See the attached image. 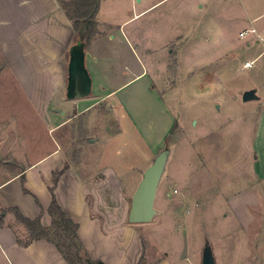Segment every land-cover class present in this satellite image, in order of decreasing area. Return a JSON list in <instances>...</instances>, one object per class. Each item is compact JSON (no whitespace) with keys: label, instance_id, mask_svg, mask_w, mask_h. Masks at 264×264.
Wrapping results in <instances>:
<instances>
[{"label":"rangeland","instance_id":"1","mask_svg":"<svg viewBox=\"0 0 264 264\" xmlns=\"http://www.w3.org/2000/svg\"><path fill=\"white\" fill-rule=\"evenodd\" d=\"M174 2L169 0L154 11L159 14V22L155 24L137 17L122 27V32L133 37L140 49L143 37V43L152 41L148 34L156 31L157 23L160 39L168 41L173 33L186 35L185 42L178 44L182 47L181 58L174 51L167 69L159 66L160 71L150 70L149 77L153 80L150 87L156 84L157 97L147 95L145 86L151 81L143 77L113 93L109 101L97 107L98 113L93 117H78L52 136L62 144L70 165L77 167L83 163L80 170L86 174L98 169L101 163L96 156L103 151L101 147L89 149L88 139L92 134L107 139V126L118 125L119 132L115 128L113 140L105 139L103 147L109 144L116 168L125 169L123 179L130 187L129 203L145 170L166 150L167 162L157 190L153 220L141 224L129 222L141 228L144 261L166 257L176 264H202L204 248L209 244L216 264H264V194L258 204L251 206L254 221L247 228L241 226L231 207L232 198L244 190L264 191V185L256 182L252 152L259 101H243V93L251 89L264 101V34L260 30L264 16L257 20L253 16L254 11L264 13V3L255 10L247 1L233 0L228 10L219 14L222 6L208 5L214 11L212 17L207 12L209 8L196 7L194 18L188 20L183 15L184 19L177 22L169 14ZM144 3L102 1L101 20L112 24L103 25V30L118 33L119 26L134 16L133 12L139 13ZM251 8L248 14L246 9ZM211 24L212 28L219 25L221 29H213L211 45L202 54L209 66L201 80L184 73L191 70L193 59L199 54L187 40L193 29ZM242 32L246 34L241 36ZM103 44L98 41L101 52ZM118 48L123 60L120 58L116 64V73L122 79L124 62L132 65L134 71L140 67L124 43ZM246 62L252 63L250 68H243ZM179 63L186 71L179 69ZM1 76L0 128L10 125L24 132L21 150L31 149L34 155L47 151L50 147L42 128L46 127L45 122L35 117L0 58ZM60 102L66 107L70 101L60 94L52 108L60 107ZM29 128L35 129L29 137L37 138L38 149L31 138L28 140ZM84 153L88 158L85 162ZM9 222L20 230L24 228L20 222L15 223L13 215L9 216Z\"/></svg>","mask_w":264,"mask_h":264},{"label":"crops","instance_id":"2","mask_svg":"<svg viewBox=\"0 0 264 264\" xmlns=\"http://www.w3.org/2000/svg\"><path fill=\"white\" fill-rule=\"evenodd\" d=\"M102 1L107 0H100L97 15L100 33L87 43L85 49L87 67L93 80V94L87 98L69 100L66 107L60 102V107L52 108L58 95L66 96L68 53L70 46L74 44V29L70 19L61 7L60 0H0V58L22 90L24 98L30 103L36 115L34 116L41 123L45 122L46 127L42 126L43 133L50 147L47 151L34 155L31 149L19 148L24 133L20 128L10 125L0 128V208L16 207L29 219L39 218L44 227H49L52 223L48 208L52 201L50 188L53 186V176L61 172L68 163L62 144L52 135L78 117H93L94 113H98L97 107L109 101L113 93L133 81L149 77L150 70L160 71L159 66L167 69L174 51L181 58L182 47H178V44L186 39V35L182 33H173L168 41L160 39V25L157 23L156 31L147 35L152 41L143 43V37L140 49L133 37L122 32V27L137 17L145 18L154 24L155 21L159 22V14L154 11L169 0H137L140 3L144 1L145 5L139 13L133 12L134 16L119 26L118 33H113V29L103 30V25L112 24L101 20ZM232 1L175 0L170 6L169 14H172V18L177 22L182 21L184 17L191 20L195 17L196 7L206 9L208 5L222 6L217 11L219 14L227 11V6ZM237 1H247L255 10L262 1L264 3V0ZM250 10L252 8L246 9V12L249 14ZM207 12L211 17L214 14L212 9H207ZM254 12V20L264 16V13ZM212 27V24L204 25L203 28L200 26L188 35L187 44H191L192 50L199 53L198 58L193 59L191 70L184 72L186 70L183 64L179 63V69L182 68L188 76L199 77L201 80L205 78L203 71L205 72L209 64L202 54L205 53L206 46L211 45L213 29L218 30L220 26ZM260 30L264 34V24ZM99 40L104 43L102 52L97 48ZM110 42L115 46L110 47ZM122 43L131 51L140 70L134 71L132 65L124 62L125 66H121L124 72L121 73L120 79L116 73V64L120 63V58L123 60V57L116 49H119ZM110 49H114L113 53H110ZM1 78L2 76L0 83ZM150 81L145 86L146 93L156 98V84L150 87L153 80L150 78ZM258 101V123L252 152L256 182L264 185V101ZM127 113L129 115L128 111ZM115 128L117 130L118 125L107 126V139L96 137L95 134L88 139L89 149L103 148L102 153L96 156L101 163L98 169L82 174L80 166L83 163L77 167L70 165L60 176L55 195L65 214L79 225L78 236L92 258L101 260L104 264H138L141 257H144V242L141 228L129 224L130 203L127 190L130 187L123 179L125 169L116 168L117 162L113 161L109 144L103 147L106 140H113ZM32 130L35 129L29 128L27 131L28 140L31 138L34 148L38 149L40 144L38 145L37 138L34 135L29 137ZM87 160L85 156L83 162ZM138 184L136 183V188ZM24 187L29 193L24 192ZM257 192L244 190L231 200L232 211L237 215L242 227L247 228L254 221L250 208L258 204L260 196L264 194V191ZM145 262L176 264L169 262L166 257ZM0 264L69 263L57 248L46 240L34 241L27 247L19 245L14 230L5 225L0 227Z\"/></svg>","mask_w":264,"mask_h":264},{"label":"trees","instance_id":"3","mask_svg":"<svg viewBox=\"0 0 264 264\" xmlns=\"http://www.w3.org/2000/svg\"><path fill=\"white\" fill-rule=\"evenodd\" d=\"M60 4L74 29V44L79 42L87 44L100 33L97 20L100 0H60ZM69 167L70 163L68 162L61 172L55 173L53 176V186L50 188L52 201L48 208L52 223L49 227H44L39 218L32 220L25 217L16 207L0 208V227L10 226L16 234L18 244L24 247L37 240H46L52 243L69 264H104L103 261L94 259L88 254L78 236L79 225L65 214L56 199L55 189L58 180ZM22 183L24 184V178H22ZM23 190L25 193H29L25 187ZM10 215L14 216L15 223L18 221L24 226L22 230L7 221ZM138 264H146L143 256Z\"/></svg>","mask_w":264,"mask_h":264},{"label":"water","instance_id":"4","mask_svg":"<svg viewBox=\"0 0 264 264\" xmlns=\"http://www.w3.org/2000/svg\"><path fill=\"white\" fill-rule=\"evenodd\" d=\"M86 43L72 44L69 49L66 97L69 100L87 98L93 94V80L86 63ZM254 89L243 93V101L258 100ZM164 147V145H163ZM167 152L162 150L145 170L135 193L132 196L128 220L131 224L149 223L153 220L158 186L165 170ZM202 264H216L212 248L207 244L203 251Z\"/></svg>","mask_w":264,"mask_h":264},{"label":"built area","instance_id":"5","mask_svg":"<svg viewBox=\"0 0 264 264\" xmlns=\"http://www.w3.org/2000/svg\"><path fill=\"white\" fill-rule=\"evenodd\" d=\"M254 32H255V31H254ZM245 34H246V32H242V33H241V36H244ZM251 65H252L251 62H246V63L244 64V68H250Z\"/></svg>","mask_w":264,"mask_h":264}]
</instances>
